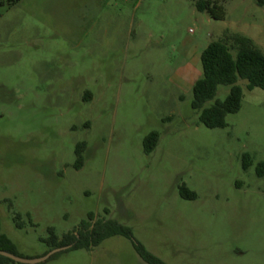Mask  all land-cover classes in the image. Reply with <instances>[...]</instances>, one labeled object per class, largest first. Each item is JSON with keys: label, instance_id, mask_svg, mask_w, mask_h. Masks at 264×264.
Masks as SVG:
<instances>
[{"label": "rangeland", "instance_id": "rangeland-1", "mask_svg": "<svg viewBox=\"0 0 264 264\" xmlns=\"http://www.w3.org/2000/svg\"><path fill=\"white\" fill-rule=\"evenodd\" d=\"M9 1L0 0V225L17 254L43 257L50 229L62 239L93 214L129 227L167 264H264V90L241 81V110L224 129L192 109L211 42L239 34L264 53V7L210 0L225 13L216 21L199 0ZM182 186L197 199L183 200ZM44 264L146 263L116 237Z\"/></svg>", "mask_w": 264, "mask_h": 264}, {"label": "trees", "instance_id": "trees-1", "mask_svg": "<svg viewBox=\"0 0 264 264\" xmlns=\"http://www.w3.org/2000/svg\"><path fill=\"white\" fill-rule=\"evenodd\" d=\"M20 1L22 0H10L9 3L15 5ZM257 2L260 7H264V0H257ZM195 7L198 12L207 14L213 20L221 21L225 19L223 9L210 0H199L195 2ZM200 61L202 76L193 87L192 109L199 115L200 123L206 128L211 130L224 129L227 127V117L237 114L241 110L244 97L243 89L239 85L241 81L247 82L246 89L249 91L257 88L264 90V53L253 40L239 34L226 33L220 40L211 42L207 46L201 54ZM222 87L230 89L225 101L216 100L219 89ZM86 100H88L87 97ZM212 101H215V104L207 107V104ZM158 143L159 135L157 133L150 134L144 141L145 153L152 154ZM86 148V143L77 146L75 168L78 170L84 165L83 155ZM244 159L246 161L248 156H245ZM244 168L247 170L249 165L245 163ZM262 168L264 169V164L258 166L259 176L264 175L263 172H260ZM180 196L187 201L197 199L196 193L190 191L186 186L180 187ZM106 214L109 215L110 212L106 211ZM19 219L20 217L17 216L15 221ZM16 226L17 228L21 227L19 223ZM49 234L50 238L46 241L49 251L45 255L55 249L72 247L67 251L56 254L46 263L70 252H91L109 239L122 237L132 243L135 252L144 263L167 264L137 242L133 231L129 227L114 219H97L93 214H89L86 220L75 230L65 234L62 239L57 237L53 229L49 230ZM0 251L19 256L16 252V246L2 233L1 225ZM0 264L15 263L7 258L0 257Z\"/></svg>", "mask_w": 264, "mask_h": 264}, {"label": "water", "instance_id": "water-1", "mask_svg": "<svg viewBox=\"0 0 264 264\" xmlns=\"http://www.w3.org/2000/svg\"><path fill=\"white\" fill-rule=\"evenodd\" d=\"M71 247L72 246L60 248V249H55V250L49 252L47 255H45L41 258H38V259H26V258H22V257L16 256L14 254H11V253H8L5 251H0V257L7 258V259L13 261L15 264H44L47 261H49L56 254L67 251Z\"/></svg>", "mask_w": 264, "mask_h": 264}]
</instances>
